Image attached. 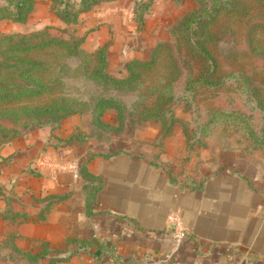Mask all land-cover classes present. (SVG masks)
Returning <instances> with one entry per match:
<instances>
[{
	"label": "crops",
	"instance_id": "0c3cea01",
	"mask_svg": "<svg viewBox=\"0 0 264 264\" xmlns=\"http://www.w3.org/2000/svg\"><path fill=\"white\" fill-rule=\"evenodd\" d=\"M171 2L152 0L138 28L133 0L101 2L74 24L60 21L49 0H33L25 22L0 20V28L71 25L91 49L105 46L107 67L120 68L167 39ZM79 119L0 146L1 229L18 256L46 249L21 264H264L263 150L245 138L185 146L177 130L159 142L153 126L127 123L95 149L57 140L86 129ZM170 213L186 230L178 245Z\"/></svg>",
	"mask_w": 264,
	"mask_h": 264
},
{
	"label": "rangeland",
	"instance_id": "374dc122",
	"mask_svg": "<svg viewBox=\"0 0 264 264\" xmlns=\"http://www.w3.org/2000/svg\"><path fill=\"white\" fill-rule=\"evenodd\" d=\"M2 1L0 0V4ZM171 1L170 8L177 10V14L173 12L175 20L168 28L167 39L161 40L165 45L158 50L156 61L141 70L137 68L139 80H135V85H130L127 90L122 91L123 88H121L111 91L128 107L122 128L126 123L131 126L134 124L136 126H153L157 131V141L161 137L172 135V132L177 130L180 131L185 146L192 144L199 147L208 139L226 143L242 140L246 137L242 133V127L245 124L250 125L256 131L263 124L262 111L256 107V103L260 102L264 105V56L261 54L264 51V29L257 25L264 22V5L257 3L256 0H221L228 6L219 12L215 21L209 26L214 38L207 44L216 61V75L214 76L216 84L213 86L200 85L192 90H186L185 83L195 76L200 61L191 58L186 53L182 43L175 36L173 27L179 21V17L188 9L200 6L205 0ZM229 5H232L234 9H230ZM241 7L243 8L240 9ZM71 29V25L63 28L46 25L38 30H44L47 34L61 38H77L78 36L71 35ZM31 31L36 30L16 32L10 29L7 31L6 27H2L0 28V37L8 33H29ZM95 50L96 48L91 49L88 44H84L82 41L77 54L68 53L67 58L65 55L60 58L48 56L49 58L45 57V59L52 60L53 63L65 64L67 67L62 74L60 73V76H63L68 82L75 83L82 77L79 67L74 65H83L87 69L92 68V60L94 62L97 57ZM83 61L87 63H83ZM123 63L120 68L116 67L115 63L111 67H107V71L115 77H123L126 73L122 67ZM69 68L74 69L69 70ZM7 75L10 78L13 77L12 74ZM162 80L170 81L168 82V95H171V99L164 105L162 104L167 114L165 122L171 124L170 131L165 133L162 132L159 122L141 117L153 106L154 95H166L160 87ZM84 83L86 84L84 89L81 84L76 82L70 90H74L76 86L83 94L88 88L99 89L87 81ZM31 100H36V98H27V101ZM237 114L243 115L245 120L237 117ZM78 119L79 122H83V126H86L90 121V115L82 112L80 116L78 115ZM1 127L14 129L20 133L24 131L20 128V124H14L11 119L6 118L0 119ZM120 130L105 132L88 124L86 129L76 131L80 138L71 141L78 142V145H83L86 148L89 146L91 149H95L99 142L107 140L109 133H117ZM6 135L5 131H0V146L9 141H4L1 144ZM52 136L57 137L56 132L52 133ZM64 139L65 137H62L57 140L64 141ZM6 236V231L1 229L0 224V264H21V261H26L23 253L18 256L16 250L14 251L15 247L7 242Z\"/></svg>",
	"mask_w": 264,
	"mask_h": 264
},
{
	"label": "trees",
	"instance_id": "16d2710c",
	"mask_svg": "<svg viewBox=\"0 0 264 264\" xmlns=\"http://www.w3.org/2000/svg\"><path fill=\"white\" fill-rule=\"evenodd\" d=\"M105 1L111 0H49L48 9L60 21L74 24L82 13ZM256 2L264 5V0H256ZM151 3L152 0H134L132 13L138 28L142 27L144 15ZM225 6L228 5L221 0L202 1L200 6L188 9L179 17V21L173 27L174 34L182 43L186 53L200 61L195 76L185 83L186 90H192L200 85L216 84L214 80L216 61L207 47L214 38L209 26ZM229 8L234 9L232 5ZM32 10L33 0H3L0 4V20L25 22ZM257 25L264 29V22ZM82 41L83 37L66 39L47 34L44 30L1 35L0 119H11L14 124H20V128L24 131L40 126L59 129L62 120L67 116L71 114L80 116L82 112H86L90 115L89 125L92 124L105 132L120 130L125 122L128 107L111 91L121 88L123 91L130 85H135V80H139L137 68L141 70L154 64L158 57V50L165 43L163 41L156 43L145 59H131L124 62L122 67L126 73L123 77H115L107 71L105 46L97 47L95 50L97 59L95 58L94 62L92 60V68L74 65L79 67L82 77L80 81H76L77 84H81L84 89L86 86L84 82L87 81L99 88L98 90L88 88L82 94L76 86L74 90H70L76 82H68L60 76L67 67L65 64L53 63L52 60L45 59L48 56L60 58L68 53L77 54ZM261 54L264 56V51ZM83 63L87 62L83 61ZM72 69L69 68V70ZM7 74H12L13 77L10 78ZM161 82L160 87L166 95H154L153 106L140 115L144 119L150 118L159 122L162 132L165 133L171 129L170 122H165L167 114L162 107L171 99V95H168L170 81L162 80ZM28 97L36 98V100L27 101ZM40 97L42 99H39ZM256 107L262 111L263 124L257 131L245 124L242 127V133L254 148L264 151V105L257 102ZM237 117L245 120L243 115L237 114ZM0 131L7 133L1 144L20 134L19 131L6 127H1ZM79 138V133L72 132L61 142L65 144ZM83 165L84 163L79 164L80 171H83ZM21 219H25V216L21 215ZM76 248L77 246H73L71 252ZM45 252V248H40L32 254L27 250L23 255L30 260L33 257H42Z\"/></svg>",
	"mask_w": 264,
	"mask_h": 264
},
{
	"label": "built area",
	"instance_id": "2783aa9c",
	"mask_svg": "<svg viewBox=\"0 0 264 264\" xmlns=\"http://www.w3.org/2000/svg\"><path fill=\"white\" fill-rule=\"evenodd\" d=\"M168 229L172 234L174 244L178 245L186 237V230L184 229L180 218L175 213H170L167 216Z\"/></svg>",
	"mask_w": 264,
	"mask_h": 264
}]
</instances>
